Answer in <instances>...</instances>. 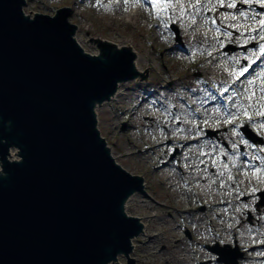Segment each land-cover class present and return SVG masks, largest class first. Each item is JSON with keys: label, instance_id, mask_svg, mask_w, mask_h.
Listing matches in <instances>:
<instances>
[{"label": "rangeland", "instance_id": "obj_1", "mask_svg": "<svg viewBox=\"0 0 264 264\" xmlns=\"http://www.w3.org/2000/svg\"><path fill=\"white\" fill-rule=\"evenodd\" d=\"M123 1L126 0H26L24 12L30 16L35 13L54 15L61 7H68V21L77 25V35L89 54H97L98 44L107 43L117 48L128 46L135 57H142L144 66L139 69L143 77L121 83L119 90L123 94L117 101L104 102L96 109L100 133L107 140L117 164L132 175L144 178L146 192L150 195L148 198L137 192L126 208L130 215L142 217L144 224H149L146 232L134 241L135 249L130 257L136 259V264H194L187 243L175 241L179 232L175 226L177 222L161 215L164 213L161 210L168 208L160 203L183 213L186 201L191 205H214L225 197L232 205H237L235 214L240 235L238 241H232L227 219L220 218L216 241L221 250L226 257L232 258L229 262H233L237 260L238 246L244 250L243 257L238 259L243 264H264V261L254 259L255 252L256 257L264 254V204L257 196V189H264V168L256 167L255 162L257 159L261 163L264 153L249 151V139H245L239 130V126L250 124L264 137V128L261 127L264 115L259 114L264 112V63L240 83V89L232 96L217 94L202 85L208 79H218L219 87L234 81L231 79L239 71L233 70L229 63L249 59L250 41L264 43V32L260 31V16L264 13L253 6L255 3L256 7H261L264 0H168L170 6L159 15L151 0H141L137 21L126 14L134 12V5H130L127 11H117V5ZM236 1L246 6L228 7ZM155 24L159 26L156 30ZM253 27L260 28L258 33L248 34V29L255 31ZM178 37L180 40L177 41ZM228 43L235 47V51L229 52L233 53L231 58H227L228 53L222 50ZM210 52H217L218 62L210 57ZM197 75H201L198 81ZM212 111L215 113L210 114ZM223 127L226 129L220 130ZM208 130H218L220 139L205 137ZM167 137L173 139L169 147L161 145L170 140ZM194 139L198 143H194ZM223 139L231 149L225 151L226 160L218 158L219 151L224 150L220 142ZM186 142L189 145L184 147ZM175 145L182 151L181 164L186 175H180L175 167L176 161L173 163L168 159ZM12 150L16 152V149ZM250 159L254 162V170H251ZM155 165L159 167L153 169ZM185 178L190 183L191 200L183 192ZM247 194L252 198V207L249 213H244ZM197 197L200 202L195 200ZM155 214L159 216L154 220ZM195 225L199 226V238L205 240L204 222L199 219ZM157 230L164 231V234L157 236ZM150 236H153L151 240ZM223 247L234 250L225 251ZM127 260L120 255L116 264H129Z\"/></svg>", "mask_w": 264, "mask_h": 264}, {"label": "water", "instance_id": "obj_2", "mask_svg": "<svg viewBox=\"0 0 264 264\" xmlns=\"http://www.w3.org/2000/svg\"><path fill=\"white\" fill-rule=\"evenodd\" d=\"M25 5L0 0V264H136L144 225L124 204L143 178L114 161L95 114L142 76L135 54L107 43L86 53L69 8L31 17Z\"/></svg>", "mask_w": 264, "mask_h": 264}, {"label": "bare ground", "instance_id": "obj_3", "mask_svg": "<svg viewBox=\"0 0 264 264\" xmlns=\"http://www.w3.org/2000/svg\"><path fill=\"white\" fill-rule=\"evenodd\" d=\"M140 1H138V0H134V1H131V0H126V1H123L122 2V4L120 5V4H118L117 5V11L118 10H126L127 11V8H130L131 6L130 5H134L135 7V10H134V12L132 13V12H128V13H126L127 14V16L130 18V19H132V20H134V21H137L138 20V15H139V11L141 10V7H140ZM113 5L115 6V3H113ZM120 5V6H119ZM198 6L200 7L201 5L200 4H198ZM23 10H24V8H23ZM157 28H159V26L157 25V24H155V30L157 29ZM74 38L76 39V41L78 42V44L83 48V50L87 53L88 51H87V48H85L83 45H82V42H81V40H80V38H79V36L77 35V29H76V31H75V34H74ZM86 42V41H85ZM110 46V45H109ZM123 47H127V48H130V47H128V46H123ZM121 47H119V48H116V49H114L113 51H117V50H121L120 49ZM132 52V51H131ZM141 60H142V57L141 56H136L135 57V60H134V70L136 71V72H140V69L139 68H141V70H142V68H143V66L144 65H142L141 64ZM120 94L122 95L123 94V92H122V90L120 89V90H118V92L115 94V96L112 98V100L113 101H117V98L120 96ZM143 100H145L144 98H143ZM111 102V101H110ZM110 102H107V103H110ZM215 102V101H214ZM213 103V102H212ZM98 108V106H95V114H96V119H97V128L99 129V113H98V111L96 110ZM213 113H215L214 111H212V112H210V114H213ZM100 130V129H99ZM108 149L110 150V147L108 146ZM11 154H10V156H9V159L10 160H12V161H19L20 160V157H19V153H18V150H16V152L14 153L13 152V150H12V148H11ZM110 154H111V156L113 157L114 155H112V151L110 150ZM113 159H114V161L116 162V163H118L117 162V160L113 157ZM0 167H1V162H0ZM0 174H2V175H4L3 173H1V171H0ZM137 190H134V192L126 199V201H125V204H124V209H125V211H126V208L128 207V202L130 203V201L133 199V197H135L136 195H137ZM126 213L128 214V215H130L127 211H126ZM164 221H166V219L164 220ZM140 223H142L141 221H140ZM167 223V222H166ZM147 226L149 227V224H147L146 223V225H145V228H143V232H141L142 233V235L146 232V228H147ZM153 237H150L149 238V240H151ZM136 240V238L133 240V242H132V244H133V247H134V241ZM143 244H145V241L143 242ZM120 255H122V254H120ZM120 255L118 256V259L120 258ZM116 262H118V260H116V261H111V262H109L108 264H116ZM167 263H168V261H167Z\"/></svg>", "mask_w": 264, "mask_h": 264}, {"label": "flooded vegetation", "instance_id": "obj_4", "mask_svg": "<svg viewBox=\"0 0 264 264\" xmlns=\"http://www.w3.org/2000/svg\"><path fill=\"white\" fill-rule=\"evenodd\" d=\"M218 130L215 131V136L217 135ZM180 151H178L179 153ZM177 153V154H178ZM206 233L204 234L203 238L206 239ZM218 238V235L216 233V239ZM201 245L200 243H198ZM193 263L194 264H224L226 262L221 256H216L211 254L206 249L202 250L201 247H197L194 250H190Z\"/></svg>", "mask_w": 264, "mask_h": 264}, {"label": "snow or ice", "instance_id": "obj_5", "mask_svg": "<svg viewBox=\"0 0 264 264\" xmlns=\"http://www.w3.org/2000/svg\"><path fill=\"white\" fill-rule=\"evenodd\" d=\"M222 2V0H221ZM151 4H152V7L154 9V11L156 12L157 15H159V13L161 11H166L167 8L170 6L168 0H151ZM262 6H264V4H262ZM228 7H236V5L234 3H230L228 5ZM241 15H244V13H241ZM235 18V17H233ZM260 25H261V29L260 31L264 32V20H261L260 21ZM262 38H264V35H262ZM259 50L262 54H264V44H261L259 46ZM248 69L247 68H243L240 72H239V75H243L245 72H247ZM249 83H251V81H249ZM254 95V93H253ZM260 115H264V112H260L259 113ZM245 115H247V112H245ZM230 122V121H229ZM261 127L264 128V124H261Z\"/></svg>", "mask_w": 264, "mask_h": 264}]
</instances>
